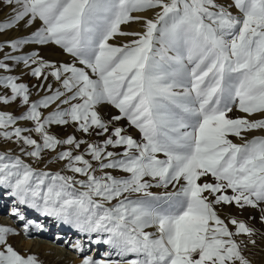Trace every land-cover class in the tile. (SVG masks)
<instances>
[{
    "label": "snow or ice",
    "instance_id": "snow-or-ice-1",
    "mask_svg": "<svg viewBox=\"0 0 264 264\" xmlns=\"http://www.w3.org/2000/svg\"><path fill=\"white\" fill-rule=\"evenodd\" d=\"M3 7L10 12L0 20V35L37 21L40 27L0 43V70L12 71L6 61L23 64L46 94L31 101L18 76L0 75V105L27 106L19 116L0 110V138L20 152L0 151V189L83 234L75 250L108 247L99 259L84 255L81 264H251L244 250L255 245L256 230L221 218L217 206L258 209L264 222V135H246L264 131V118L249 119L264 114V0H0ZM149 10L154 19L133 15ZM132 21H142L144 31H122ZM126 35L136 39L110 43ZM30 44L58 45L73 62L12 54ZM50 77L59 87L47 83ZM102 104L119 114L105 120ZM234 108L246 115L229 117ZM121 120L141 139L117 126ZM69 124L103 139L50 131ZM64 145L55 158L83 179L22 158L39 162L46 150ZM12 215L26 219L19 208ZM14 234L0 226V264H40L8 243Z\"/></svg>",
    "mask_w": 264,
    "mask_h": 264
},
{
    "label": "rangeland",
    "instance_id": "rangeland-1",
    "mask_svg": "<svg viewBox=\"0 0 264 264\" xmlns=\"http://www.w3.org/2000/svg\"><path fill=\"white\" fill-rule=\"evenodd\" d=\"M10 10L7 7L0 8V20H3L7 17L9 14ZM134 15V14H133ZM136 15V14H135ZM138 15V14H137ZM132 22H129L125 27H128V29H125L124 32L127 33H133L131 30L134 32H142L144 31V28L138 29L136 28L135 25L131 27L132 24H135ZM124 25H121L124 26ZM38 27H40V22L37 21L31 28H24L23 25H21L19 28L14 29V30H9L5 34L0 35V43H5L10 39H18V38H24L26 36L31 35L33 31H35ZM134 27V28H133ZM131 28V29H130ZM140 31H136V30ZM127 30V31H126ZM131 31V32H130ZM121 36H116L113 40L110 41V43L115 44V45H123L128 41L129 38L132 41L133 39H136V37L131 36V35H126L127 37L126 40H120ZM124 37V36H123ZM10 49L5 48V52H10ZM32 52H38L39 55L45 59L46 61L50 62H55L56 64H61V63H72L73 58L66 52L63 51L58 45L55 44H48V45H36V44H30L26 45L20 52L18 53H12L14 55H26V54H31ZM173 54H175L173 52ZM3 58V54L0 53V59ZM9 63L12 67L11 72H4L3 70H0V75H15L18 76L20 79L18 82L26 84L29 89H30V100L35 101L39 99L42 95L46 94L43 91H38V89L35 87L36 85L42 83L41 80H37L35 77H33L29 70L24 67L23 64H15L12 61H6ZM81 66L82 65H77ZM47 83H50L53 85L54 88L59 87V84L54 80V78H49ZM11 105V106H10ZM8 106H5L4 108H0V110L7 111L12 113L13 115L19 116L23 114V112L26 111L27 106L23 105L19 101L13 102ZM10 106V107H9ZM13 108V109H11ZM98 110L100 114L103 116L105 120H110L112 116L118 115L119 111L116 109L114 106L109 105V104H102L98 106ZM45 111V114H47L48 110H43ZM229 117L231 118H239V117H244L246 114L238 111L236 108L233 109L231 113L228 114ZM259 118H264V114H255L249 119H259ZM117 126L123 127L126 129L127 134L132 135L135 139L140 140L141 139V134L137 129L134 127L130 126L127 120H121L118 122H115ZM18 125L21 127H33L32 122H26V121H18ZM50 131L52 134L56 135L59 138H66L68 135H74L78 139L81 140H87L88 142H96L99 143L103 137L96 136L95 134L89 136L87 134H83L79 131L76 130V127L72 124L66 125V126H57L53 125L50 127ZM28 134V133H25ZM33 138H36L39 140V137L33 132L31 133ZM247 138L251 139L254 136H260L264 135V131L261 130H254L251 132H248ZM229 139H231L234 143L240 144L243 141L235 136H230ZM69 146L64 145V146H58L57 150L55 152L51 150H46L42 154V159L39 162H36L33 160V158L23 156L22 158L25 159L26 162L31 163L33 167L40 169V170H46L50 172H57V171H62L63 174L66 175H77L78 179H83L84 177L79 176L78 174H73L67 171L65 168L66 162L64 161H59L55 157L58 152L67 149ZM84 145L81 146V149L79 150L80 152H83L84 150ZM12 150L15 154H20L19 152V146L16 143L10 142V141H5L2 138H0V151H7V150ZM109 150H114V151H123V149H109ZM79 154V153H77ZM86 158L90 159V157ZM160 158H164L163 155H160ZM94 167L97 166V162L92 161ZM114 172L116 175H125L123 173L115 172L114 170H107ZM101 174L99 171L97 172V175ZM205 181H212V177L208 176L204 178ZM151 191L154 193H160L164 191V189L161 188H152ZM227 194H231V190H228ZM115 203V201L113 202ZM13 204L11 199L1 197L0 196V217H5V221L7 220V223L5 224L8 227H11L17 232L18 230L22 229L23 227L24 230L22 231L24 234H26L29 230H34V227L29 226L28 221L29 219L33 218L32 214H28V210L19 208V210L25 215V220H19L16 216L12 215V211L14 207L11 205ZM264 206V205H262ZM218 213L221 215V218H231L235 217L238 220L245 221L249 226L253 227L256 230V234L252 237L256 241L255 245L248 244L247 248L244 250V255L251 261V264H264V222H261L260 220V212L258 209H253L251 207H245L244 209H240L236 207L234 204L233 205H220L217 206ZM36 216L35 218H37ZM54 221V220H53ZM227 223V219H226ZM26 225L28 229L26 230ZM229 227L234 231V226L229 225ZM56 225L54 222L52 224H49L45 230L46 234H43L37 239L40 242H46L51 244L52 246H57L60 247L63 252L67 255L70 254L73 257H78V258H83L84 255H93L95 258L99 259L101 258L102 254L104 253V249L106 247H95L93 245L87 246L85 245V252L81 253L77 250H75L72 245L75 243L77 234L73 235V237L70 238L71 234L67 233H62L63 238H60L59 240H56L54 237V233L57 231ZM35 235V234H32ZM34 237V236H33ZM237 239H242L247 241L246 236H241L238 237ZM8 243L11 244L14 249H16L19 253L22 255H35L40 264H56L55 262H44L42 260L43 254H41L40 250L36 251L32 247L30 248H25V246L19 244H16L14 241H10L8 239ZM17 245V246H16ZM34 250V252H33ZM36 251V252H35ZM55 258V257H53ZM115 258V257H114Z\"/></svg>",
    "mask_w": 264,
    "mask_h": 264
},
{
    "label": "bare ground",
    "instance_id": "bare-ground-1",
    "mask_svg": "<svg viewBox=\"0 0 264 264\" xmlns=\"http://www.w3.org/2000/svg\"><path fill=\"white\" fill-rule=\"evenodd\" d=\"M219 2L226 3L227 0H219ZM233 11H235V10L233 9ZM135 14L136 15L137 14L138 15H144V16L148 17L149 19H154L155 18V12L152 11V10H149V11H147L145 13H134V15ZM133 23H135V24H132L131 27L133 25H135V26L137 25L136 28H138V29H142L143 28L142 21H134ZM125 26H127V25H124V26L121 27L122 31H124L125 29H128V27H125ZM138 29L136 31H140ZM131 31L134 32L133 30H131ZM119 38L122 41L127 39V37H125V36L124 37L121 36ZM128 41H131L130 38H129ZM126 43H128V42H126ZM169 55H174V54H173V52H169ZM4 107L5 106L0 105V108H4ZM11 109H13V108H11ZM7 191H8L7 189H0V196L8 198V199H11L12 202H13V204H11V205L14 208H21L22 209V207L24 206L23 209L28 210L27 211L28 214H32L33 215V218L29 219L28 224H29V226L34 227V230H29L26 234H24L22 232L24 230V228H25V227H23L22 229H20L17 232H15L16 234L9 236L8 239L10 241L12 240L16 244L20 243L21 245L25 246V248L32 247L34 250L36 249V251L40 250L41 254H43L42 260L44 262H55L56 264H81V261H82L83 258L73 257L70 254L66 255L60 247L52 246L51 244L46 243V242H40L37 239V237H39V236H41L43 234H46L45 230H46L47 226L49 224H52L53 222H54V224L57 227L56 228L57 231L54 233V237H55L56 240H59L60 238H63V234L62 233L64 232V233H67V234H71L70 238L73 237V235L77 234L76 240L79 239L81 241H84V240H86V237L83 234L78 232L75 228L71 227L70 225L63 223V222L57 220L54 217L46 216V215L42 214L41 212H39V211H37L35 209L27 207L26 205L18 204L16 202V200H15V197H12V196L8 195ZM36 216H38V217L35 218ZM5 219H6L5 217H0V226H6L5 224L7 223L8 219L6 221H5ZM36 225H42V228H37ZM27 229H28V227H27ZM32 234H35V235H32ZM87 246L88 245L86 244V247ZM93 246H95V247L96 246L97 247H106V249H104L103 252L109 251L108 247L106 245H103V244H101V245H93ZM34 250H33V252H34ZM53 257H55V258H53Z\"/></svg>",
    "mask_w": 264,
    "mask_h": 264
}]
</instances>
